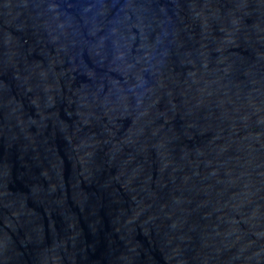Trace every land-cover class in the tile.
<instances>
[{
  "label": "water",
  "instance_id": "obj_1",
  "mask_svg": "<svg viewBox=\"0 0 264 264\" xmlns=\"http://www.w3.org/2000/svg\"><path fill=\"white\" fill-rule=\"evenodd\" d=\"M0 264H264V0H0Z\"/></svg>",
  "mask_w": 264,
  "mask_h": 264
}]
</instances>
